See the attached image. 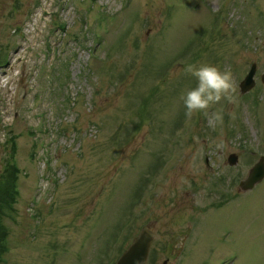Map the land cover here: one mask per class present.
Instances as JSON below:
<instances>
[{"label": "rangeland", "instance_id": "rangeland-1", "mask_svg": "<svg viewBox=\"0 0 264 264\" xmlns=\"http://www.w3.org/2000/svg\"><path fill=\"white\" fill-rule=\"evenodd\" d=\"M200 63L235 78L215 129L181 100ZM263 72L264 0H0V176L21 168L4 264H111L144 226L147 264H264V181L238 191Z\"/></svg>", "mask_w": 264, "mask_h": 264}, {"label": "clouds", "instance_id": "clouds-1", "mask_svg": "<svg viewBox=\"0 0 264 264\" xmlns=\"http://www.w3.org/2000/svg\"><path fill=\"white\" fill-rule=\"evenodd\" d=\"M185 71L191 74L195 80V87L187 90L181 96L186 116L191 118L193 114L203 112L208 118V126L212 129L222 126L224 114L222 110L209 112V109L227 100L234 101L236 84L233 72L228 68L211 63L188 64ZM222 145H217L221 147Z\"/></svg>", "mask_w": 264, "mask_h": 264}, {"label": "water", "instance_id": "water-1", "mask_svg": "<svg viewBox=\"0 0 264 264\" xmlns=\"http://www.w3.org/2000/svg\"><path fill=\"white\" fill-rule=\"evenodd\" d=\"M256 72V65L254 64L247 78L242 82V90L246 92L255 85L254 75ZM264 80V75H263ZM237 155L230 156V163L232 165L237 163ZM264 179V156L250 169L247 177L240 182L239 190L247 191L253 189L259 182ZM154 239V232L150 229L144 228L135 242L120 258L117 264H145L152 240Z\"/></svg>", "mask_w": 264, "mask_h": 264}, {"label": "trees", "instance_id": "trees-1", "mask_svg": "<svg viewBox=\"0 0 264 264\" xmlns=\"http://www.w3.org/2000/svg\"><path fill=\"white\" fill-rule=\"evenodd\" d=\"M19 167L13 161H7L5 169L0 176V263L6 250V241L9 237V228L5 219L15 213V202L18 197Z\"/></svg>", "mask_w": 264, "mask_h": 264}]
</instances>
